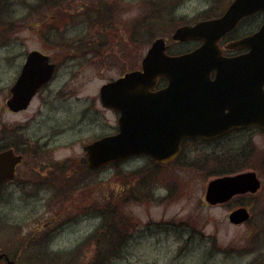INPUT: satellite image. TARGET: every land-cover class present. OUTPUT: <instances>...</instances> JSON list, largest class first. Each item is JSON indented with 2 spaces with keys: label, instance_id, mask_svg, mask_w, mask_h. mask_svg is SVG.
<instances>
[{
  "label": "rangeland",
  "instance_id": "rangeland-1",
  "mask_svg": "<svg viewBox=\"0 0 264 264\" xmlns=\"http://www.w3.org/2000/svg\"><path fill=\"white\" fill-rule=\"evenodd\" d=\"M111 1H115L114 7L118 9L112 23L96 22L92 17L88 18L89 26H85L84 12L80 9L84 0H0V122L13 126L25 124L24 137L30 143L38 140L55 144L54 156H81L82 144L114 131L116 115L97 104L98 90L133 65L137 68L154 38L167 37L173 32L175 27L163 24H193L209 18L210 8L214 13L231 0H101L100 3L111 6L108 4ZM54 2L58 5L51 6ZM168 17L176 21H165ZM19 23L23 29L16 33ZM155 23L159 24L153 26ZM153 34L157 35L153 37ZM100 43L105 44L104 49L89 52L106 53V57L87 56V72L80 81V99L78 96L67 101H49L42 108L35 100L23 113L12 114L7 110L5 102L18 72L22 51L35 49L53 54L57 49L85 50L87 44L96 48ZM168 46L175 53L190 49L192 43H168ZM77 82L71 85V90ZM84 109L88 110L87 119L77 121ZM80 132L83 136H79ZM79 140L84 143H78ZM196 143L187 144L188 151L202 158H205L203 153H208L212 160L217 156L213 148L224 146L227 150L226 146H230L224 141ZM191 146L201 147L196 150ZM206 146L211 151H204ZM201 166L198 164V168ZM147 168L151 170L145 172ZM198 170L188 164L159 167L155 170L156 176L143 181L144 174L153 175L151 164L144 157L131 159L105 167L101 173H88L85 186L67 197L62 208L54 200L53 191L43 193L36 191L33 184H24L10 197L0 195V250L17 259L14 261L19 264H48L45 260H57L49 261L50 264H89L93 248L82 243L101 225L102 211L91 214L84 210L85 206L97 208L98 204L102 209L111 194L118 203L132 192L140 200L119 209L131 235L126 256L109 264H264V188L258 193L260 199L248 196V199L236 198L225 204L207 206L204 193L213 178L204 177ZM242 170L261 171L250 167ZM140 181L142 186L138 188ZM51 197L53 204L47 210L40 198ZM250 201L253 215L249 223L244 226L229 223V212ZM255 225L261 232L247 239ZM249 242L257 245L252 247ZM0 264L5 261L0 260Z\"/></svg>",
  "mask_w": 264,
  "mask_h": 264
},
{
  "label": "water",
  "instance_id": "water-1",
  "mask_svg": "<svg viewBox=\"0 0 264 264\" xmlns=\"http://www.w3.org/2000/svg\"><path fill=\"white\" fill-rule=\"evenodd\" d=\"M257 11L264 14V0H233L221 17L175 30L174 41L201 40L196 49L168 55L164 39H156L141 61V70L103 85L100 101L119 113L118 132L85 148L88 166L97 168L137 156L166 163L178 155L184 139H212L251 125L264 129V22L255 33L227 46L247 49L246 53L227 58L217 46L241 18ZM52 74L47 57L29 53L10 88L7 108L15 113L26 109ZM159 78L167 84L154 90ZM19 161L11 152L0 153V183L11 177ZM258 186L254 173L216 178L207 184L205 200L211 205L225 203L236 194L255 192ZM248 218L242 208L228 216L233 224Z\"/></svg>",
  "mask_w": 264,
  "mask_h": 264
},
{
  "label": "flooded vegetation",
  "instance_id": "flooded-vegetation-1",
  "mask_svg": "<svg viewBox=\"0 0 264 264\" xmlns=\"http://www.w3.org/2000/svg\"><path fill=\"white\" fill-rule=\"evenodd\" d=\"M84 1H85L84 5L80 9L85 14H90L89 13L90 9L96 8V14L94 16L96 20L106 23H112L115 17L118 16V9L115 8L113 4L115 1H111L110 3H108L111 6H106L103 3H100L101 0H94L92 2L91 0H84ZM228 4L225 7L223 6L220 10L215 11L214 13L212 11V8H210L209 10H211V13L209 12L207 13L210 15V17L203 18L202 20L199 21L220 17L226 10ZM218 12H220L219 15L216 14ZM263 19H264V15L261 12H257L254 13L253 15L244 17L237 23V25L231 31L221 36L220 39L217 41V46L220 48L222 55L224 57L229 58V57H236L243 53H246L247 49H228L227 46L232 42L240 40L243 37L249 35L253 28L259 27L261 25ZM252 22L255 24V27L252 26ZM249 25L252 26V29H250L251 26ZM19 29L20 30L23 29L21 23H19L16 26V33L18 32ZM5 31L9 32L10 29L8 30L5 29ZM186 43H192L190 49L178 51L173 54H182L189 52L199 47L202 44V41L191 40V41H186ZM57 50H58L57 52L51 54V52L49 53L47 51L43 52L40 50L31 49V50H24L19 55L20 63L13 84L20 75L23 66L26 63L29 53L32 51H37L47 56L48 62L54 65V72L50 81L45 83L43 87H41L37 91V93L32 98L26 110H28L31 107L32 103L35 100H37L38 106L42 108L49 101H62V100L67 101V99L71 100L73 98H77L80 95V88H81L80 81L82 80V78H84V75L87 72V56L90 54V52L87 51L86 49L82 50V49H73V48H65V49H57ZM89 56L91 57V55ZM133 69H135L134 65L132 68H129V70L125 71L124 73L129 72ZM210 77L213 79L214 77L213 73L211 74ZM76 81L79 82H77V85L74 86L71 90V85ZM9 97H10V90H9ZM98 101L99 100L97 98V102ZM25 111H20L16 113L12 111L9 112H11L12 114H18V113H23ZM87 112H88L87 109H84L81 112H79L78 115L79 119L77 121L80 120L81 122H83L84 120H86ZM24 125L25 124L23 125L18 124L13 126L0 122V153L11 152L14 157L20 158V161L16 163V165L14 166L11 178L4 181L0 185V195L5 197H10L16 190L20 189L22 185L33 184L36 188V191H42L43 193H47L48 191L50 192L53 191L51 194L54 195L55 197L54 200L59 202L58 207L62 208L64 204V200H66L67 197H71V195L75 191L85 186L84 183L87 181L88 173H93V172L101 173V169H90V170L88 169L86 162L87 158L85 153V147L88 144L104 137V135L101 134V136L92 139L90 142L82 144L81 156H74V157H72L71 155L54 156V153L57 152V150L55 149L56 145L55 144L52 145L48 141L44 143H40L38 140L33 141V143H30V140L24 137L23 134ZM116 132H117V126L115 127L114 133H110V134H115ZM56 134L57 132L55 131L54 136ZM79 136H83V133L80 132ZM81 141L82 140H79L78 143H80ZM221 141L226 142V144H230V146H226L227 150H225L224 146H222L221 148H217V147L213 148L212 152L215 153V155H217L213 160L216 161L218 164L221 163L222 167H233V166L246 167L248 164V166H250L251 168H257L261 170V171L259 170L254 171L260 182L259 188L255 193L236 195L232 197L228 202H230L231 200L234 201V199L238 200L240 198L248 199L249 198L248 196H251L250 198L256 200V198H259L258 193L264 188V180L262 179L264 178V129L262 128L256 126L241 127V128L233 129L227 132L226 134L221 135L214 139L195 138L193 140H184L181 144L182 147L179 155L173 161L166 164H157V163H153L147 158L146 159L152 164L154 165L156 164L161 167H175V166L183 167L187 165L186 164L187 160L194 161L197 164H200V162L204 161L205 158L209 159L208 157H212V156L208 153H203V156H205V158H202L201 155H194L193 151H188L189 148H187L186 145L191 142L210 144ZM82 142L84 143V140ZM191 147H196V150H199V147L201 146H191ZM207 149L209 148L206 146L204 148V151H207ZM258 149H260L261 151H258ZM209 150L211 151V149ZM190 155H193L192 158ZM129 160H125L121 163H125ZM56 183L59 185L56 186ZM55 187L57 191H55ZM97 187H99V183H97ZM101 194L102 193H100L99 196ZM40 200L42 205H44L47 210L49 209L50 205L53 204V197H51L50 199L40 198ZM101 202H102L101 200L98 202L99 205H101ZM205 204L207 206H216V205H208L207 203ZM252 204H253L252 201H250V203H248L249 206L245 204H239V206L232 209L234 211L239 208H245L248 211L250 218L246 223L241 224L243 226L247 225V223H249V221L252 219L253 213H251L250 211L251 209L250 206ZM84 210L88 211V213L94 211L97 214L102 211V209L98 206V204L96 209H94L93 206L90 205V206H85ZM55 221L56 219H54L53 223ZM241 225H236V226H241ZM48 231L49 229H47L45 232ZM260 232L261 230L259 231L257 226L255 225V230L250 229L249 234L251 235L247 239H251L254 235H258ZM256 245L257 244H251L252 247H255ZM0 254L3 255L0 260H7V259L13 260L11 259L9 254L5 251L3 252L0 250Z\"/></svg>",
  "mask_w": 264,
  "mask_h": 264
},
{
  "label": "trees",
  "instance_id": "trees-1",
  "mask_svg": "<svg viewBox=\"0 0 264 264\" xmlns=\"http://www.w3.org/2000/svg\"><path fill=\"white\" fill-rule=\"evenodd\" d=\"M40 1H50V0H40ZM55 5H58V3L54 2ZM147 4L151 6V2L147 1ZM175 18L168 17L165 19V21H173ZM176 21V20H175ZM159 23L153 24V26L157 25ZM161 24V23H160ZM163 24V23H162ZM164 25V24H163ZM167 25L170 26H177L176 22L168 23ZM154 36V35H152ZM96 49H98L96 47ZM96 54V53H93ZM240 163V162H239ZM186 164L188 166H195V168L198 170H201L200 172L204 177H214V176H220L225 174H234L236 172L241 171L243 168L240 166H233V167H222L221 163H217L214 160L206 159L204 161H201L200 164H202L201 167L198 168V164L194 161H186ZM111 165V166H115ZM159 168L158 166H156ZM156 168V169H157ZM153 175L149 176L151 174H144V177L142 176V180H146L145 178L149 177L150 179L153 178V176H156L155 168H152ZM151 169H146L145 172H148ZM135 174H138L136 172ZM140 188L142 186V181L138 183ZM140 190V189H139ZM135 192H138V189H134ZM103 201V198L100 199ZM140 198L136 196L135 194H132V192L129 194L127 193L126 198H122L120 202L116 203L114 200V197L112 194L109 196V199L105 200L107 203L105 204V207L102 208V223L99 226V228L96 230L94 234H92L90 237L84 240L82 243V246H90L93 248L92 259L89 264H109V262H114L118 260H122L126 256L125 248H127L126 244L130 239L129 234V228H127V221L124 217H122L121 214H119L120 207H126V205L133 201H139ZM94 209H96V206H94ZM104 209V210H103ZM124 218V219H123ZM49 263V261H57V260H45ZM44 264V263H43Z\"/></svg>",
  "mask_w": 264,
  "mask_h": 264
}]
</instances>
